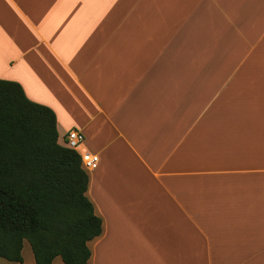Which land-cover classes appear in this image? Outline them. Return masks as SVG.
I'll list each match as a JSON object with an SVG mask.
<instances>
[{
  "label": "crops",
  "instance_id": "crops-1",
  "mask_svg": "<svg viewBox=\"0 0 264 264\" xmlns=\"http://www.w3.org/2000/svg\"><path fill=\"white\" fill-rule=\"evenodd\" d=\"M259 63L264 0H0V79L97 156L88 264H264Z\"/></svg>",
  "mask_w": 264,
  "mask_h": 264
},
{
  "label": "trees",
  "instance_id": "trees-1",
  "mask_svg": "<svg viewBox=\"0 0 264 264\" xmlns=\"http://www.w3.org/2000/svg\"><path fill=\"white\" fill-rule=\"evenodd\" d=\"M87 183L80 154L58 142L53 110L0 79V257L21 262L27 240L35 264H88L102 221Z\"/></svg>",
  "mask_w": 264,
  "mask_h": 264
},
{
  "label": "built area",
  "instance_id": "built-area-1",
  "mask_svg": "<svg viewBox=\"0 0 264 264\" xmlns=\"http://www.w3.org/2000/svg\"><path fill=\"white\" fill-rule=\"evenodd\" d=\"M83 140V134L78 130H69L66 132L63 138V144L69 148L77 149L79 144ZM82 162L84 167L93 168L97 163V156L91 155L88 157H83Z\"/></svg>",
  "mask_w": 264,
  "mask_h": 264
},
{
  "label": "rangeland",
  "instance_id": "rangeland-1",
  "mask_svg": "<svg viewBox=\"0 0 264 264\" xmlns=\"http://www.w3.org/2000/svg\"><path fill=\"white\" fill-rule=\"evenodd\" d=\"M250 75V80L253 81L254 85H259V86H264V68H262L261 64L259 63V67H256L251 73H249ZM258 90H262L264 88H260L257 87ZM262 92V91H261Z\"/></svg>",
  "mask_w": 264,
  "mask_h": 264
}]
</instances>
